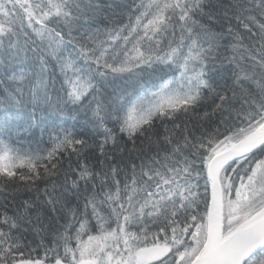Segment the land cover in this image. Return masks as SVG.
<instances>
[{
    "label": "snow or ice",
    "instance_id": "1",
    "mask_svg": "<svg viewBox=\"0 0 264 264\" xmlns=\"http://www.w3.org/2000/svg\"><path fill=\"white\" fill-rule=\"evenodd\" d=\"M0 177V264H264V0H0Z\"/></svg>",
    "mask_w": 264,
    "mask_h": 264
},
{
    "label": "trees",
    "instance_id": "2",
    "mask_svg": "<svg viewBox=\"0 0 264 264\" xmlns=\"http://www.w3.org/2000/svg\"><path fill=\"white\" fill-rule=\"evenodd\" d=\"M82 123H83V119L81 118L79 121L69 120L68 123L64 126L68 127V128H72L73 124H75V127L77 129H79L82 126ZM37 146L42 147V148L50 147V143L48 142L47 136L44 137V142L40 143L39 145L37 144V140L34 139L33 142L31 143V145L25 144L22 147H23L24 151H27V150H29V148H36ZM17 147L20 148L21 146L18 145ZM0 179H2V177H0ZM11 192H12L11 188H8L7 191H4L3 185L0 184V201H4L5 197L9 196L11 194ZM29 195H31V194L30 193L29 194H22L23 198H28Z\"/></svg>",
    "mask_w": 264,
    "mask_h": 264
}]
</instances>
